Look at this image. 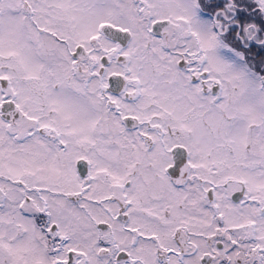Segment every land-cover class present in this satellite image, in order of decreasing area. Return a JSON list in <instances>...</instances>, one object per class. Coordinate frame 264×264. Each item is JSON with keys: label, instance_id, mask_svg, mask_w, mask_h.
I'll use <instances>...</instances> for the list:
<instances>
[{"label": "snow or ice", "instance_id": "snow-or-ice-1", "mask_svg": "<svg viewBox=\"0 0 264 264\" xmlns=\"http://www.w3.org/2000/svg\"><path fill=\"white\" fill-rule=\"evenodd\" d=\"M0 264H264V0H0Z\"/></svg>", "mask_w": 264, "mask_h": 264}]
</instances>
